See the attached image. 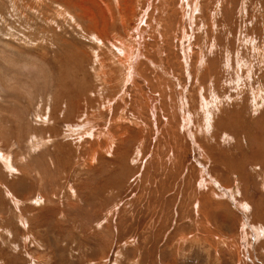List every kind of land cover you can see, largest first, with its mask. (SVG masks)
Segmentation results:
<instances>
[{
    "label": "rangeland",
    "instance_id": "rangeland-1",
    "mask_svg": "<svg viewBox=\"0 0 264 264\" xmlns=\"http://www.w3.org/2000/svg\"><path fill=\"white\" fill-rule=\"evenodd\" d=\"M0 52L52 72L0 79V264H264V0H0Z\"/></svg>",
    "mask_w": 264,
    "mask_h": 264
},
{
    "label": "clouds",
    "instance_id": "clouds-1",
    "mask_svg": "<svg viewBox=\"0 0 264 264\" xmlns=\"http://www.w3.org/2000/svg\"><path fill=\"white\" fill-rule=\"evenodd\" d=\"M0 63L12 70V75L8 76L4 69L0 68V79L10 81L25 91H36L52 79V72L47 64L30 53L26 54L24 59H16L0 52Z\"/></svg>",
    "mask_w": 264,
    "mask_h": 264
},
{
    "label": "bare ground",
    "instance_id": "bare-ground-1",
    "mask_svg": "<svg viewBox=\"0 0 264 264\" xmlns=\"http://www.w3.org/2000/svg\"><path fill=\"white\" fill-rule=\"evenodd\" d=\"M165 1V0H164ZM184 1V0H183ZM188 1V0H187ZM144 3V2H143ZM188 4V3H187ZM190 5L189 6H192L191 5V3H189ZM128 5V4H127ZM134 5H136V4H134ZM148 5V4H147ZM180 7H181V5H179ZM146 7V6H145ZM196 6H194L193 7V9L195 8ZM179 10H181L182 12H183V6L181 7V9H179ZM195 10V9H194ZM193 11V10H192ZM129 12V11H128ZM179 12V11H178ZM217 13V12H216ZM135 14V13H134ZM136 15V14H135ZM150 15V14H149ZM153 16V15H152ZM195 16V15H194ZM147 17V15H145V16H143L142 17V20L145 22V20L147 19L146 18ZM182 19H184V13H183V18ZM149 21V20H148ZM183 22V21H182ZM147 23V22H146ZM142 24H144V23H142ZM179 25H181V24H179ZM182 26V25H181ZM180 26V27H181ZM133 28V27H132ZM155 30V29H154ZM159 30V29H158ZM136 31V30H135ZM144 32V31H143ZM154 32V31H153ZM156 32V31H155ZM154 32V33H155ZM158 32V31H157ZM142 35H143V33H142ZM162 36V35H161ZM140 37H141V35H140ZM143 39V38H142ZM135 40V39H134ZM138 42L136 41V44H137ZM124 44V43H123ZM140 48H135L134 50H132L131 49V53L133 54V53H139L138 54V56L137 57H134L133 56V60L131 61V64H130V66H129V69L126 71V75H125V81H127V82H129V84H130V82H134V80L136 79V73H135V66H136V64H137V62L139 61V59L141 58V55H142V52H141V49L143 48V44L140 42V46H139ZM129 49V48H128ZM144 50V49H143ZM142 50V51H143ZM150 51V50H149ZM148 51V52H149ZM127 54H128V52H127ZM161 54V53H160ZM123 55V54H122ZM99 56V55H98ZM143 56H145V55H143ZM146 56H147V54H146ZM153 56V55H152ZM186 57H187V55H186ZM99 58V57H98ZM105 58V57H104ZM122 58V57H121ZM144 58V57H143ZM124 60H125V58H123ZM149 59V58H148ZM119 61V60H118ZM153 61V60H152ZM203 61V60H202ZM125 62H126V60H125ZM141 62V61H140ZM142 62H143V59H142ZM124 63V62H123ZM120 64V63H119ZM126 64V63H125ZM128 64H129V62H128ZM141 64V63H140ZM142 65V64H141ZM146 65V64H145ZM110 66V65H109ZM127 66V65H126ZM140 67V66H139ZM183 67V66H182ZM191 74V73H190ZM199 75V74H198ZM145 80V79H144ZM125 83V82H124ZM147 85H149V84H147ZM111 86V85H110ZM109 87V86H108ZM204 91V90H203ZM203 91H200L201 93H202V95L204 96L205 95V93L203 92ZM201 95V94H200ZM158 96V95H157ZM206 99H207V97H205ZM156 99V98H155ZM154 99V100H155ZM206 99H204V98H202V100H205L206 101V103H207V100ZM144 100H145V102L143 103V107H139V109L138 110H140V111H138V112H141V110H143L144 108L147 110H149V112L150 113H152V114H155V112L157 111V110H159L158 109V107L156 106H154V104H151V102H149L148 100H147V98L145 99L144 98ZM151 100V99H150ZM157 101V100H156ZM159 103V102H158ZM115 105V104H114ZM206 105H209V104H206ZM205 105H203V107H204ZM120 107V106H119ZM206 109H207V107H206ZM93 111V110H92ZM204 112V111H203ZM205 113V112H204ZM209 114H206L205 116H204V126L207 128L208 126H210V125H212V121H210L209 120ZM203 128V127H202ZM128 129V128H127ZM206 130V129H205ZM117 138V137H116ZM116 140H118L119 141V139H116ZM207 188V187H206ZM211 188V187H210ZM209 189V188H208ZM225 190H228V192L229 191H231L230 190V187H227V188H225ZM237 191V190H236ZM232 193H234L233 192V190L231 191ZM200 197V196H199ZM39 198H41V196L39 197ZM202 198V197H201ZM43 199V198H42ZM200 199V198H199ZM205 206V205H204ZM238 206H240V208L243 210V212H250V206L246 203V204H240V203H238ZM201 207V208H200ZM206 207V206H205ZM197 208H199V209H202V204L200 203V205H198L197 206ZM204 208V207H203ZM196 209V208H195ZM202 212V211H201ZM207 214V213H206ZM203 215V214H202ZM208 215V214H207ZM248 220V219H247ZM198 226V225H197ZM261 229H264V227H261ZM184 237V236H183ZM243 238V237H242ZM202 240V239H201ZM204 241H205V243H208V246L209 247H212V248H214L216 251H218V252H222V246H223V244H226V246H225V249H227L229 246H227V244L228 243H231V242H233V241H230V242H227V241H223L222 240V238L219 236V242H216L215 240H214V237H211L210 235H207L206 237H204ZM210 243V244H209ZM238 252H240V251H238ZM223 253V252H222ZM245 258V257H244Z\"/></svg>",
    "mask_w": 264,
    "mask_h": 264
}]
</instances>
